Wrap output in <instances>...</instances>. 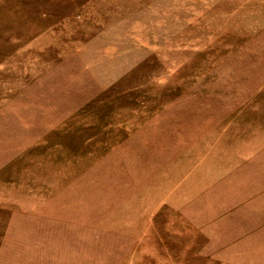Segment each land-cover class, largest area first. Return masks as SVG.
Here are the masks:
<instances>
[{
    "label": "rangeland",
    "instance_id": "obj_1",
    "mask_svg": "<svg viewBox=\"0 0 264 264\" xmlns=\"http://www.w3.org/2000/svg\"><path fill=\"white\" fill-rule=\"evenodd\" d=\"M0 264H264V0H0Z\"/></svg>",
    "mask_w": 264,
    "mask_h": 264
}]
</instances>
